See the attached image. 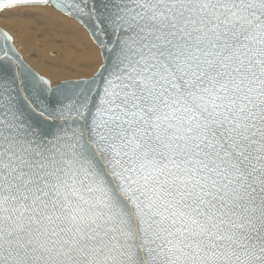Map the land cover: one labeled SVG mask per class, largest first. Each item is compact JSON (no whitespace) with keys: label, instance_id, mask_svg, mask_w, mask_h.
Instances as JSON below:
<instances>
[{"label":"snow or ice","instance_id":"snow-or-ice-1","mask_svg":"<svg viewBox=\"0 0 264 264\" xmlns=\"http://www.w3.org/2000/svg\"><path fill=\"white\" fill-rule=\"evenodd\" d=\"M40 6L101 67L0 73V264H264V0H0Z\"/></svg>","mask_w":264,"mask_h":264},{"label":"bare ground","instance_id":"bare-ground-1","mask_svg":"<svg viewBox=\"0 0 264 264\" xmlns=\"http://www.w3.org/2000/svg\"><path fill=\"white\" fill-rule=\"evenodd\" d=\"M37 8L41 9H37V11H39L40 17L38 22H40L44 30L43 35L46 36L48 34L47 32L57 35L58 39L56 48L61 49V54L55 50H49L50 55L48 54L47 58H43L37 54H28L27 52H30L28 47H26L25 44L19 45L20 39L24 36V27L21 21L7 20V24L12 23L13 26L16 25L19 27V34H15V37L11 35V37L13 38L12 42L14 40L13 45L17 52L20 55L22 54V59L31 67V69L42 77L48 79L52 86H56L58 83L64 81H76L92 77L101 67V57L99 49L93 45L94 43L92 44V42L90 43L87 40L89 35H87V37L83 31L81 34V32H79L81 31L78 26L79 23H75L76 21L74 19L63 14L75 22L67 20L65 17L59 15L57 13L58 11L53 9V7L47 8L46 6H40ZM7 11H9V9H5L3 12ZM3 28L2 29L5 30V26H3ZM14 43L19 46V49H17ZM52 53H56L57 55H51ZM98 53L100 62H98L97 58ZM87 70H90L92 73L89 74V77L68 79L74 75H84V71Z\"/></svg>","mask_w":264,"mask_h":264},{"label":"rangeland","instance_id":"rangeland-1","mask_svg":"<svg viewBox=\"0 0 264 264\" xmlns=\"http://www.w3.org/2000/svg\"><path fill=\"white\" fill-rule=\"evenodd\" d=\"M42 7H44V6H42ZM50 7L52 8V6H50ZM37 9H38L37 7H22V8L9 9V11H7V12L2 11L3 13L0 12V26L2 28H3V26H5V30L7 31L8 34L10 33L9 34L10 37H11V35L13 37H15V34L16 35L19 34V27L16 25L13 26L12 23L7 24L6 22H7V20H13V21L14 20H20L23 27H24V32H23L24 36H23V38L20 39V44L19 43L18 44L19 45L25 44L26 47H28V50L30 51V52H27L28 54H34V55L37 54L43 58H47L48 54L50 55L49 50H55L61 54V49L56 48L57 39H58L57 35L56 34L53 35L49 32H47L48 34L46 36L43 35L44 30H43L40 22H38L40 17H39V11H37ZM38 10H41V9H38ZM55 12H57V11H55ZM57 13L59 15L65 17L67 20L73 21V20H71L72 18L69 19L68 17L59 13V11ZM73 22H75V21H73ZM75 23H77V22H75ZM78 26L81 29V31H79V32H81V34H82V31H83V33L87 36L88 34L83 29V27L79 24H78ZM89 39L90 38H88L87 40L91 43L92 41H91V39L90 40ZM13 42H14V40H13ZM92 44H93V42H92ZM15 46L17 47V49H19L18 45L15 44ZM51 55H57V54L52 53ZM97 58H98V62H100L99 53L97 54ZM89 74H92V73L90 70H87V71H84V75H74L68 79L89 77ZM78 76H80V77H78ZM68 79H66V80H68Z\"/></svg>","mask_w":264,"mask_h":264},{"label":"water","instance_id":"water-1","mask_svg":"<svg viewBox=\"0 0 264 264\" xmlns=\"http://www.w3.org/2000/svg\"><path fill=\"white\" fill-rule=\"evenodd\" d=\"M57 0H52V4L55 5ZM57 11L61 12L62 14L70 17L67 13H65L61 8L52 6ZM76 21V20H75ZM77 22V21H76ZM78 23V22H77ZM80 24V23H79ZM88 33L89 38L94 43L92 37L89 34V30L86 29L82 24H80ZM0 33H3L4 36L10 38L11 43L7 44L2 39H0V56H3L4 63L0 65V73H2L7 78H15L17 81L28 83L29 85L35 84L38 80H43L47 82L50 86L49 93L46 94V98L52 90H73L76 86L83 87L85 82H89L92 78L97 74V72L90 78L76 80V81H64L58 83L56 86H52L48 79L42 77L37 72H35L31 67L22 59L21 55L17 52L16 48L13 45L12 38L10 35L4 31L0 27ZM96 46V44L94 43ZM100 52V50H99ZM101 57V54H100Z\"/></svg>","mask_w":264,"mask_h":264}]
</instances>
